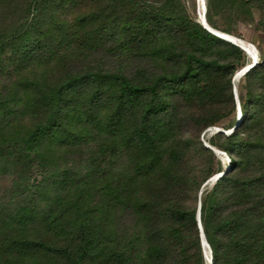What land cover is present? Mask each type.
I'll list each match as a JSON object with an SVG mask.
<instances>
[{"label":"trees","instance_id":"trees-1","mask_svg":"<svg viewBox=\"0 0 264 264\" xmlns=\"http://www.w3.org/2000/svg\"><path fill=\"white\" fill-rule=\"evenodd\" d=\"M205 6L264 33V0ZM259 54L235 119L251 60L196 0H0V264H264Z\"/></svg>","mask_w":264,"mask_h":264},{"label":"rangeland","instance_id":"rangeland-1","mask_svg":"<svg viewBox=\"0 0 264 264\" xmlns=\"http://www.w3.org/2000/svg\"><path fill=\"white\" fill-rule=\"evenodd\" d=\"M202 13H203V7H202V9H200L199 8V0H196V18H197V20H199L202 17ZM257 17L258 16L256 14L255 18H257ZM235 30H236V33L238 34V36H234V37H237V38L241 39V41L237 40V42L239 44L243 45L244 49L246 50L245 53L247 52L246 54L249 57V59L251 60L250 55H252V56L255 57V59L257 61V59L259 58V55H260L259 54V48L264 50V33H262L259 30H257L254 24L238 23L236 25V27H235ZM231 36H233V35H231ZM240 69L241 68H239L238 70H240ZM238 70H236V71H238ZM242 78H243L242 74H240L239 77H235L233 79V81H234L233 90H234L235 99H236V107H235L234 114L232 116L235 119H237L240 116V112H241L240 101L237 98V95H238V92H239L240 85L242 84ZM218 130H222L224 132H229L231 129H223L221 127V125H214V126L207 127L200 134V139H201L202 143L204 145H206L207 147H209L210 146L209 143H208L209 138L211 136H213V134L216 131H218ZM217 150H218L217 152L214 151L216 156H217V158L220 160L221 165L224 168H227L228 159H229L227 154L224 153L223 151L219 150V149H217ZM216 174L217 173H215L210 178H213ZM213 181H214V179L209 181L208 185H210ZM8 183H9V181L7 179L1 178L0 179V191H2L3 187L6 186Z\"/></svg>","mask_w":264,"mask_h":264},{"label":"water","instance_id":"water-1","mask_svg":"<svg viewBox=\"0 0 264 264\" xmlns=\"http://www.w3.org/2000/svg\"><path fill=\"white\" fill-rule=\"evenodd\" d=\"M205 10H206L205 0H203V13H202V17L199 19V20H200V23L202 24V26H203L207 31L211 32L212 34H215V35L218 36V37L224 38V39H226V40H228V41H230V42L236 44L237 46H239V47H240L241 49H243L244 51H246V50L244 49L243 45H242V44H239V43L237 42V40H241V39H239V38H237V37H234V36H231V35H229V34L225 35L226 33L224 34L223 32H220V31L215 30V29H213L212 27H210V26L207 24L206 20H205V16H204V14H205ZM242 41H243V40H242ZM246 53H247V52H246ZM249 55H250V54H249ZM250 57H251V62H249L248 64H246V65H245L244 67H242L240 70L236 71V72L234 73V75H233V79L235 78L236 75L243 74L246 70H248L250 67H252V66L256 63V59H255V57L252 56V55H250ZM209 148H211V149H212L213 151H215V152L218 151L217 149H215V148H213V147H210V146H209ZM222 173H223V172H219V173H217L213 178L208 179V180L204 183V185H205L206 183H208L209 181H211V180H213V179L215 180L216 178L220 177V176L222 175ZM199 228H200V231H201V227H200V225H199ZM201 238H202V239H201L202 246L204 247V253H205V256L207 257L208 251L205 250V245H206L207 248H208V245H207V243H206V240H205V238H204L202 232H201ZM206 252H207V253H206Z\"/></svg>","mask_w":264,"mask_h":264},{"label":"bare ground","instance_id":"bare-ground-1","mask_svg":"<svg viewBox=\"0 0 264 264\" xmlns=\"http://www.w3.org/2000/svg\"><path fill=\"white\" fill-rule=\"evenodd\" d=\"M202 7H203V1L202 0H199V8L202 9ZM225 35H227V34H225ZM239 76H240V74L239 75H236L235 77H239ZM205 248H207L206 245H205Z\"/></svg>","mask_w":264,"mask_h":264}]
</instances>
